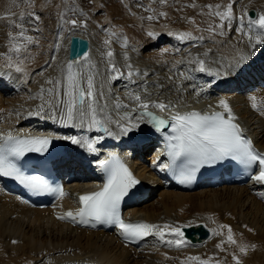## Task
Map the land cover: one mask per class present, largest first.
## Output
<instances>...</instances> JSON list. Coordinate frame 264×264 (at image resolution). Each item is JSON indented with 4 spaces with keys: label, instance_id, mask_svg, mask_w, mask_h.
Here are the masks:
<instances>
[{
    "label": "bare ground",
    "instance_id": "bare-ground-1",
    "mask_svg": "<svg viewBox=\"0 0 264 264\" xmlns=\"http://www.w3.org/2000/svg\"><path fill=\"white\" fill-rule=\"evenodd\" d=\"M30 1L37 5L28 6L25 0H0V17L9 16L20 23L19 17L23 13L22 22L27 29V35L36 34L39 40L38 45L29 46L34 59H27L23 64L27 76L15 72L14 68H7L6 60L0 57V122L3 130L6 127L10 129L26 125L42 127L50 126L52 123L62 125L55 121L58 119L50 118L51 113L47 109L40 116L28 113L32 109L37 110L42 103L41 100L30 97L36 96L41 86L47 88L45 80L57 76L59 66L68 61L67 46L72 33H67L65 25L61 22L58 27L53 26L51 22L45 29L46 39H44L42 37L44 25L47 21L49 22L45 6L53 4L55 6L56 0ZM109 1L108 9L113 11H109L111 13L109 15L120 16L116 7L120 8V5H117L114 0ZM57 2L62 4V0ZM158 2L164 7L156 13L153 11L159 19L157 25L152 28L142 26L147 33H155L152 36L154 45L165 39L170 40L169 38L181 32L202 35L204 39L191 40V44L187 43L178 47L173 55L170 50L168 52L170 57L163 53L166 58L160 61H157L155 52L149 54V57L141 56L132 44H129L131 47H125L127 49L125 51L119 42L112 41L110 47L115 52L117 67L126 73L128 69L125 64L130 63L141 75L133 76L132 79L136 81L134 84L125 78L111 83L104 82L108 108L100 114L99 118L104 121L101 126L89 127L90 122L85 118L83 124L77 120L74 122L75 126L63 125L62 127L81 141L94 143L95 152L88 151L86 143L85 146L81 144L78 148L75 146V155L82 162H92L100 152L105 149L107 152L112 147L116 150L121 149L117 157L134 155L137 160L134 164L143 180V186L150 189V192L146 200L129 209V215L145 218L152 224L167 223L175 227L201 222L218 230L220 225L230 226L237 244L249 246L247 255L241 254L237 245L225 243L224 251L216 247L221 240L226 241L227 228L221 230V236H212L209 240L195 245L189 243L188 247L181 249L168 247L154 237L140 250L128 248L121 243L119 236L115 233L74 228L58 219L61 215L60 211L51 213L34 210L9 200L10 194L0 193V264H182L189 256L212 258L210 264H215L216 260H219L221 264H235L232 253L240 257L242 264H264V189H252L249 186H223L191 193L174 189L162 180L156 168V165L160 163L161 155L158 149L159 133L152 131L151 126L147 124V119L144 118L141 121L138 113L131 111L130 108L117 109L114 106V100L117 97L123 103L130 104L126 93L129 90L140 91L139 86L145 83L153 100H177L180 103L195 101L199 109L205 112L223 110L219 107V101L224 99L264 150V114L253 110L249 100L250 96H255L258 105L264 108V103H261L264 102V90L258 86L257 82V77L264 74V64L261 63L264 61V46L257 45L253 49L246 37L241 35L239 31L241 27L247 31V18L243 26L238 19L230 24L225 21L224 35H213L205 31L209 25L215 27L221 23L218 17L210 16L209 10L205 7L218 4L224 6L229 3V0H167L166 4L161 3L160 0ZM186 4H190L191 8L183 9ZM232 7L237 17L250 7H255L259 13H264V0H235ZM60 11L62 12L57 18L58 22L61 17L65 20L67 16L64 9ZM161 12L167 13V16L159 17L158 13ZM30 13L34 15L39 13L42 16L37 21L34 15H29ZM192 19L195 20V24L189 22ZM140 20L137 21L138 26L141 27L142 18ZM8 23L7 19H0V53L7 51L8 33L12 32L13 35L17 33V29L9 27ZM137 28L132 27L130 32L136 33ZM37 29L40 30L37 31ZM58 33L62 34L63 39L59 41L61 44L59 52H56L53 46L58 42ZM87 33L89 34L88 31ZM89 35L92 45L90 53L86 56L95 64L101 77L106 76L105 53L109 48L105 46L104 41L98 44L91 33ZM98 38L100 39L99 36ZM155 38H158L157 41H154ZM131 40L133 41L130 39L129 42ZM134 40L133 44L136 45L138 41ZM209 49L211 51L208 56L204 57L203 54ZM44 51L48 53L45 54ZM241 52L246 55V59L236 66L235 60ZM125 53L135 57H129L130 59L125 61ZM53 56L56 58L55 62L50 63ZM196 57L206 59L205 72L194 71L198 66L188 63L190 59ZM177 61H183V63H177ZM41 72L43 75H38ZM109 88L110 92H108ZM149 110L161 113L155 108ZM126 112L132 117L131 123H139V127L127 133L123 131V127L129 124V121L123 119ZM82 162L76 168L78 186L98 184L99 180L89 173ZM76 194H82V191L78 190ZM68 201H71V198L62 203L66 204ZM252 245L255 247L253 248ZM189 264H197V262L192 261Z\"/></svg>",
    "mask_w": 264,
    "mask_h": 264
},
{
    "label": "snow or ice",
    "instance_id": "snow-or-ice-1",
    "mask_svg": "<svg viewBox=\"0 0 264 264\" xmlns=\"http://www.w3.org/2000/svg\"><path fill=\"white\" fill-rule=\"evenodd\" d=\"M161 3L166 4L167 0H160ZM233 3L235 0H229L227 5H207L210 16L218 17L220 24L213 27L209 25L205 31L213 35H224V22L229 24L233 20H237L240 25H244L247 18V31L244 27L239 29L242 36L246 37L250 46L255 49L257 45L264 46V13H259L257 18H252L245 10L239 17L235 16L233 12ZM195 7V5H192ZM223 8V10H221ZM154 11L153 9H146ZM29 15H34L30 13ZM160 16H167V13L161 12ZM149 20L155 19V16L147 17ZM0 19H7L8 26L17 29V33L13 35L8 33L7 51L0 53V57L6 60V67L15 70L17 73H23L27 76L23 66L27 59H34L29 51V46L38 45L39 40L31 35H27V29L23 25V13L20 14V23L9 16L0 17ZM35 19L39 20L36 16ZM62 24H70L73 29L86 24H81L75 19L63 20ZM190 23L195 24L192 19ZM199 31V26H197ZM39 31V29H37ZM254 33V35L252 34ZM172 35V33H169ZM115 36L116 33H110ZM149 36H154L155 33L149 32ZM180 40H195L202 41V35H193L192 32H181L176 34ZM63 36L61 33L57 35V43L54 44V51L59 52ZM105 46L109 50L105 53L107 58L106 71L107 75L101 77V74L96 69L94 63L90 58L84 56L74 57L71 60L62 63L59 66V74L55 77H49L45 80L47 88L41 86L40 92L31 99H39L42 103L38 106L35 112H29V115L40 116L41 113L47 109L51 113L52 119H58L63 125H74V122L79 120L83 124L84 119L89 120V127L101 126L104 121L101 120L100 114L105 112L108 108L107 93L104 90V82L111 83L120 78L127 79L134 84L136 81L133 76H140L141 74L133 69L130 63H126L125 67L128 71L125 73L117 67L115 62V52L111 49L112 40L106 39ZM127 47V44L124 45ZM166 51V50H165ZM205 52L204 57L208 56ZM53 56L50 63L55 62ZM125 61L128 56L124 54ZM246 59V55L241 52L239 57L235 60V65L239 66L241 62ZM183 63V61H177ZM189 64H196L198 67L195 70L205 72L207 70V61L196 57L188 61ZM218 75V73H216ZM43 75V72L38 73ZM144 75H147L144 73ZM183 75V74H181ZM98 77L100 79H98ZM140 91L129 90L126 95L130 104L123 103L118 97L114 100V106L117 109H131V111L138 113L140 120L145 117L154 128L164 133L166 129H170V134L165 133L168 143V155L172 158L173 163L181 158H185L188 164L194 165L191 169L181 171V183L191 179V174L198 170L203 165H213L217 162L225 160L237 161L247 168L255 166L258 169V174L251 175V179L255 182L264 184V153L256 150L253 142L245 135V130L237 122V117L233 113L232 108L224 99L219 101V107L223 111H214L211 113H201L198 111L180 112L176 111L169 115L167 119L157 116L150 108H155L164 111H171L177 107L171 102L151 99V93L148 91L147 84L140 85ZM162 87V85H157ZM111 89H108L110 92ZM47 97V98H46ZM250 105L253 110L260 111L264 114V108L258 105L257 98L250 96ZM264 103V102H261ZM134 105V107H133ZM123 119L129 121L127 126L123 127L125 133L132 131L139 127V123H131L132 117L126 112ZM0 175L6 177H14L21 184L27 186L35 192L51 193L64 197L68 195L64 192L62 186H52L47 179L39 175H26L17 166L15 160L24 157L27 153H43L46 152L51 140L47 137H17L13 136L11 132L0 137ZM73 144H80L81 141L72 138ZM88 151L95 152L96 148L93 142H85ZM101 168L108 173V180L104 186L98 191H92L78 196L79 204L81 205L75 212L67 211L59 215L58 219L68 220L74 224L87 225L96 227L97 225L114 226L119 235L125 241H140L146 237H154L161 243L168 247H175L181 249L189 246V241L185 239V234L182 227H190L191 224L175 227L170 224H151L143 221L126 222L121 216L120 204L125 196L128 195L129 190L132 189L139 181L133 176L132 172L120 161L119 157L112 156L109 160H101L99 162ZM167 165L166 167H171ZM227 228L226 241L221 240L216 245L218 249L224 251V244L237 245L239 252L247 255L249 246L246 244H237L234 239V234L230 226L220 225L218 229H212L213 236H221L222 229ZM251 230V229H250ZM170 237V238H167ZM15 242V241H14ZM254 248L255 245H252ZM232 258L235 264H242L239 256L232 253ZM195 261L197 264H210L212 258L202 259L199 256H189L182 264H189ZM215 264H221L219 260Z\"/></svg>",
    "mask_w": 264,
    "mask_h": 264
},
{
    "label": "rangeland",
    "instance_id": "rangeland-1",
    "mask_svg": "<svg viewBox=\"0 0 264 264\" xmlns=\"http://www.w3.org/2000/svg\"><path fill=\"white\" fill-rule=\"evenodd\" d=\"M25 1H26L28 6L37 5L35 3H32L30 0H25ZM50 1H52V0H48L47 2H50ZM57 1L58 0H56L55 6H54V4L49 5L50 7L45 6V9H46L45 12H47L49 15V22L47 21L44 25V31L42 33L43 34L42 37L44 39H46L45 38V29H46V27H48L51 24V22L53 23V26H57V27L59 26V22L57 21L58 20L57 18H59V16L61 15L62 11H60V10L64 9L66 11V13L68 14L69 20L75 19L78 22H80L82 25L86 24V27L80 26V27H76V29L78 28L77 30H80V31L83 30L84 31L83 33H86V34H88L87 33V31H88L89 34L91 33V35L94 37V39L96 40L97 43H100L102 40V37L105 36L104 38L111 39L113 42H119V44L122 43L120 45H121V47H123V50H125V51L127 50V49H125V46H124L125 43L127 44V47H131V45H129V44H132L134 46V48L139 51L141 56H147L148 55L147 57H149L151 55V53L155 52L156 58L158 59L157 61H160V60L166 58V57H164L163 53H166L165 56L168 55V57H170L171 55H169L170 53H168L170 50H171L170 51L171 54L173 55V52L178 47H182L183 45H186L187 43L188 44L192 43L191 40L186 42V43H183V42H185V40L182 41V40L178 39L176 36V37H173V39L169 38L171 41L170 40H162V41H159L158 43H156L154 45L153 40H152V36H149L146 29L142 26H144V25L155 26L157 24V22L159 21V19H157V18L152 19L150 21H149V19H147V17H149V16H155V13L158 12V10L160 8L164 7V5H161L158 2V0H141V1L140 0H114L117 5H120V8H118L119 6H116L117 10L120 13V16L118 15L117 17L116 16L111 17L109 15V14H111L110 12L112 11V10L108 9L110 7V1L109 0H62V4H60ZM65 1L67 3H65ZM156 5H158V6H156ZM66 6H67V9H66ZM53 7H54V9H53ZM151 7H153V8H151ZM155 7L156 8L158 7V8L156 9ZM186 8L187 9L191 8V5L190 4L184 5L183 9H186ZM205 8H207V6ZM146 9H153L155 13L151 10H146ZM132 13H134V15ZM136 13H137V16H136ZM158 14H160V13H158ZM36 16L40 17L42 15H40L39 13H36L34 15V17H36ZM158 16L160 17V15H158ZM141 18H142L143 24L140 27V25L138 26L137 20H140ZM111 19H112V21L113 20L114 21L112 22ZM116 20L120 24L117 23ZM135 21L137 22V24ZM39 26H38V28H40ZM53 26H51V27H53ZM132 27L133 28L138 27L136 30L137 31L136 33L130 32V31H132L131 30ZM92 28L94 31L91 30ZM94 32H96V33H94ZM113 32L116 33L115 36L110 35V33H113ZM101 33H102V35H101ZM30 34H32V33L30 32ZM35 35L36 34H34L33 36L36 38L37 36H35ZM97 35L100 37V39L98 38ZM49 37H47V38H49ZM130 39H133V41L131 40V42H129ZM134 39H136V42L138 41L137 43L135 42L136 45L133 44L135 41ZM157 39L158 38H155L154 41H157ZM140 42H141V44H140ZM181 43H183L181 46L178 45ZM139 48H141V49H139ZM166 48H167V50H166ZM151 51H153V52H151ZM44 53H45V51H44ZM47 53L48 52L46 51L45 54H47ZM127 56H128V58L129 57L130 58L135 57V56L130 55L128 53H127Z\"/></svg>",
    "mask_w": 264,
    "mask_h": 264
},
{
    "label": "water",
    "instance_id": "water-1",
    "mask_svg": "<svg viewBox=\"0 0 264 264\" xmlns=\"http://www.w3.org/2000/svg\"><path fill=\"white\" fill-rule=\"evenodd\" d=\"M249 15H251L252 18H256L257 13L255 10H251ZM69 44L70 60L74 57H80L82 54L87 53L90 49L89 40L79 35L71 36ZM187 232L188 236H191L192 230H187Z\"/></svg>",
    "mask_w": 264,
    "mask_h": 264
}]
</instances>
